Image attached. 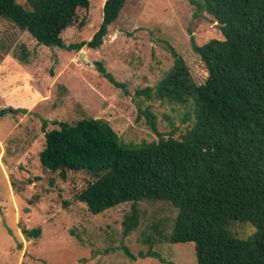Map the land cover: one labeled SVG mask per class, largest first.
<instances>
[{"label":"rangeland","instance_id":"rangeland-1","mask_svg":"<svg viewBox=\"0 0 264 264\" xmlns=\"http://www.w3.org/2000/svg\"><path fill=\"white\" fill-rule=\"evenodd\" d=\"M18 1L27 7L26 0ZM105 1L91 0L89 8L78 10L76 22L63 33L67 45L93 38ZM192 37L198 44L223 38L217 22L198 11L193 0H127L104 43L79 51L39 44L0 18V109L12 108L16 115L0 117V264H166L139 255L150 247L173 264H198L194 242L172 243L164 237L178 215L170 202L141 201L139 225L126 235L123 220L130 202L92 213L76 196L94 178L80 171L63 179L44 171L39 160L45 131L58 128L55 121L103 118L123 142H150L159 136L140 113L150 108L159 131L180 138L192 123L186 118L194 117L192 107L147 100L137 90L154 87L173 67L170 47L184 58L195 81L204 83L208 72ZM23 47L28 63L16 57ZM98 62L126 83L127 92L98 71ZM33 92L39 95L34 104ZM8 96L29 112H17ZM38 228V236L31 233ZM229 229L239 238L256 231L252 223L239 221Z\"/></svg>","mask_w":264,"mask_h":264},{"label":"trees","instance_id":"trees-1","mask_svg":"<svg viewBox=\"0 0 264 264\" xmlns=\"http://www.w3.org/2000/svg\"><path fill=\"white\" fill-rule=\"evenodd\" d=\"M127 0H106L103 20L89 41L67 45L63 33L73 26L80 8L91 0H0V18L27 31L39 44L69 50L85 45L99 48ZM198 11L212 17L223 38L191 44L208 72L197 83L184 58L173 48L174 65L154 86L137 90L147 100L192 107V123L180 138L166 136L157 114L140 109L158 134L153 141L123 142L103 118L75 123L55 121L45 131L39 153L44 171L66 179L68 172L84 171L94 180L77 193L92 213L130 202L124 233L140 222L139 203L167 201L178 209L168 242H194L198 264H264V0H193ZM16 56L28 63L29 52ZM100 73L127 92L98 62ZM17 112L28 113L18 108ZM233 221L250 222L256 231L239 238L229 229ZM38 228L32 234L39 235ZM31 235V234H29ZM141 257H158L152 250Z\"/></svg>","mask_w":264,"mask_h":264},{"label":"crops","instance_id":"crops-1","mask_svg":"<svg viewBox=\"0 0 264 264\" xmlns=\"http://www.w3.org/2000/svg\"><path fill=\"white\" fill-rule=\"evenodd\" d=\"M32 99V103L34 104V103H36V102H38L39 101V95L37 94V93H34L33 92V95H32V97H31ZM8 104H11V106L13 105V106H15L16 108H18L17 107V105H18V100H13L10 96H8ZM32 103H31V105H32ZM18 106H24L23 104H20V105H18ZM20 108H23V107H20ZM15 117H16V115H15ZM0 160H1V157H0ZM5 176H6V179L8 180V173H7V171L5 170Z\"/></svg>","mask_w":264,"mask_h":264},{"label":"water","instance_id":"water-1","mask_svg":"<svg viewBox=\"0 0 264 264\" xmlns=\"http://www.w3.org/2000/svg\"><path fill=\"white\" fill-rule=\"evenodd\" d=\"M83 61L86 64H92V62L87 57H84ZM4 115H9V116L15 117V114L13 113V109L12 108H2V109H0V117L4 116ZM24 232H26V230H24Z\"/></svg>","mask_w":264,"mask_h":264}]
</instances>
